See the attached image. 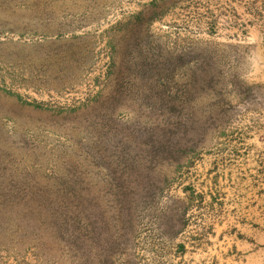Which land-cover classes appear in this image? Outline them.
<instances>
[{"label": "rangeland", "instance_id": "1", "mask_svg": "<svg viewBox=\"0 0 264 264\" xmlns=\"http://www.w3.org/2000/svg\"><path fill=\"white\" fill-rule=\"evenodd\" d=\"M0 264H264V0H0Z\"/></svg>", "mask_w": 264, "mask_h": 264}, {"label": "crops", "instance_id": "2", "mask_svg": "<svg viewBox=\"0 0 264 264\" xmlns=\"http://www.w3.org/2000/svg\"><path fill=\"white\" fill-rule=\"evenodd\" d=\"M256 252H258V250L254 251V248H252L251 250V254L249 255V258L252 260V261H255L256 259H258V257L256 256Z\"/></svg>", "mask_w": 264, "mask_h": 264}]
</instances>
